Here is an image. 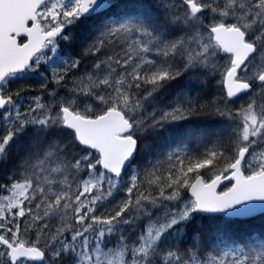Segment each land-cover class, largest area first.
Wrapping results in <instances>:
<instances>
[{
  "label": "snow or ice",
  "instance_id": "snow-or-ice-1",
  "mask_svg": "<svg viewBox=\"0 0 264 264\" xmlns=\"http://www.w3.org/2000/svg\"><path fill=\"white\" fill-rule=\"evenodd\" d=\"M152 5L0 0V264H264L228 232L264 213V0ZM201 113L219 127L139 162Z\"/></svg>",
  "mask_w": 264,
  "mask_h": 264
},
{
  "label": "trees",
  "instance_id": "trees-1",
  "mask_svg": "<svg viewBox=\"0 0 264 264\" xmlns=\"http://www.w3.org/2000/svg\"><path fill=\"white\" fill-rule=\"evenodd\" d=\"M138 1L139 3H142L144 6H146L147 10L151 11L153 5H148V4H152V0L151 1L138 0ZM208 79L209 78H205L204 81H198V80L190 79L189 76H185L182 80H179L178 83H174V86L170 88L167 93H165V96H175V94L179 91L180 87L181 88L186 87L190 89H199L200 92L197 93L196 91H192L191 94L192 95L199 94L203 101L212 100L215 97H218L219 95L222 94V92L224 91V86L220 83L221 77L218 74L214 79H211L210 83L207 82ZM219 119L220 118L212 115H208L206 113L192 115L189 116L186 120L178 121L175 124L169 126L168 128L161 130L160 133L157 134L156 136L155 135L151 137L149 136L145 140V143L148 145V151L141 153L140 158H138L139 162L142 163L143 158L145 156H148L149 154L154 158L160 153L167 152L171 148L177 147L180 144V142L184 140L185 134L187 132H191L193 133V135L199 132L212 133L213 130H215L219 125ZM196 146H197V142L195 140L189 142V147L191 149H195ZM201 171L203 172L204 170ZM200 224L206 225L207 221L199 220L197 222H194L191 225V228L195 229L199 227ZM228 232L229 235L242 238L245 242H250L249 239L250 237L251 240H255L257 242L260 239H264V213L256 217L247 218L243 222H238L233 224V226L230 229H228Z\"/></svg>",
  "mask_w": 264,
  "mask_h": 264
},
{
  "label": "flooded vegetation",
  "instance_id": "flooded-vegetation-1",
  "mask_svg": "<svg viewBox=\"0 0 264 264\" xmlns=\"http://www.w3.org/2000/svg\"><path fill=\"white\" fill-rule=\"evenodd\" d=\"M119 1H121V0H118V5L120 6V2ZM133 2H131V12H138V5H137V3H135V2H137L138 0H132Z\"/></svg>",
  "mask_w": 264,
  "mask_h": 264
},
{
  "label": "bare ground",
  "instance_id": "bare-ground-1",
  "mask_svg": "<svg viewBox=\"0 0 264 264\" xmlns=\"http://www.w3.org/2000/svg\"><path fill=\"white\" fill-rule=\"evenodd\" d=\"M137 10H138V9H137ZM149 11H150V10H149ZM179 86H180V85H179ZM188 87H190V86H188ZM173 89H174V88H173ZM176 89H177V88H176ZM180 89H181V87H180ZM180 89H179V90H180ZM199 92H200V91H199ZM202 92H203V91H202ZM205 95H206V94H205ZM197 119H198V118H197ZM201 119H202V118H201ZM208 119H209V118H208ZM208 119H207V120H208ZM213 124H214V123H213ZM218 126H219V125H218ZM218 126H217V127H218ZM207 127H208V126H207ZM177 128H178V127H177ZM200 128H201V127H200ZM215 128H216V127H215ZM183 129H184V128H183ZM208 129H209V128H208ZM187 130H188V129H187ZM189 130H190V129H189ZM199 131H200V130H199ZM213 131H214V130H213ZM184 132H185V131H184ZM174 133H175V132H174ZM185 133H186V132H185ZM194 134H195V133H194ZM155 136H156V135H155ZM150 137H151V136H150ZM172 137H173V136H172ZM147 138H148V137H147ZM175 138H176V136H175ZM155 139H156V138H155ZM151 141H152V140H151ZM156 141H157V140H156ZM146 142H147V141H146ZM171 142H172V141H171ZM178 142H179V141H178ZM145 144H146V143H145ZM150 144H151V143H150ZM173 145H174V144H173ZM164 146H165V145H164ZM165 148H166V147H165ZM158 149H159V148H158ZM150 151H151V150H150ZM151 153H152V152H151ZM163 153H164V152H163ZM198 221H199V220H198Z\"/></svg>",
  "mask_w": 264,
  "mask_h": 264
},
{
  "label": "water",
  "instance_id": "water-1",
  "mask_svg": "<svg viewBox=\"0 0 264 264\" xmlns=\"http://www.w3.org/2000/svg\"><path fill=\"white\" fill-rule=\"evenodd\" d=\"M258 214H261V212H260L259 210H257V212H255V213H253V214H252V217H253V216H256V215H258Z\"/></svg>",
  "mask_w": 264,
  "mask_h": 264
},
{
  "label": "rangeland",
  "instance_id": "rangeland-1",
  "mask_svg": "<svg viewBox=\"0 0 264 264\" xmlns=\"http://www.w3.org/2000/svg\"><path fill=\"white\" fill-rule=\"evenodd\" d=\"M245 99H246V97H245Z\"/></svg>",
  "mask_w": 264,
  "mask_h": 264
}]
</instances>
